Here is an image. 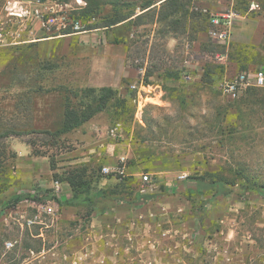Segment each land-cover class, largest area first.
Instances as JSON below:
<instances>
[{
	"label": "rangeland",
	"instance_id": "obj_1",
	"mask_svg": "<svg viewBox=\"0 0 264 264\" xmlns=\"http://www.w3.org/2000/svg\"><path fill=\"white\" fill-rule=\"evenodd\" d=\"M8 1L0 0V22L19 43L0 46V135H23L0 138V264H264V88H242L235 99L223 90L242 72L264 71V36L256 45L212 40L207 11L220 0L152 11L155 0H44L65 16L50 29L33 18L11 23ZM255 1L261 8L236 21L264 18V0ZM121 17L134 19L102 27ZM198 31L207 33L201 45ZM141 83L158 94L148 102L175 97L180 105L169 106L182 111L144 105ZM103 86L117 101L55 136L68 108L82 111L81 91ZM96 138L103 153L71 163V152ZM109 143L121 154L132 145L135 171L124 183L102 172ZM93 168L103 177L91 194L106 193L96 205L112 211L88 214L84 204L64 218L58 207L44 210L56 203L52 181ZM143 174L152 178L145 192ZM19 194L30 199L12 207Z\"/></svg>",
	"mask_w": 264,
	"mask_h": 264
},
{
	"label": "built area",
	"instance_id": "obj_2",
	"mask_svg": "<svg viewBox=\"0 0 264 264\" xmlns=\"http://www.w3.org/2000/svg\"><path fill=\"white\" fill-rule=\"evenodd\" d=\"M223 2L221 4V11L218 12H210L209 14V36L212 40L225 44L228 46V43L231 41L232 37V29L234 22L237 19H240L241 14L238 13L235 9V0H221ZM14 3V5H13ZM20 4L21 2L18 1H8L7 3V11L8 16L11 18V23L14 19V17L21 18V20H29L33 18L35 21H38L40 25H42L43 28L50 29L52 26L56 24L58 20L65 19V16H61L58 14V11H56L53 7L45 6L44 0H29L27 3L29 5H32L34 3V8H26L24 9L23 6L21 8L14 7L15 4ZM223 8V9H222ZM261 7L258 3L252 2L249 6L248 13H253L259 10ZM63 26H66L65 24H62ZM72 28L75 32L80 33L82 31V26L79 21L72 22L71 24ZM16 36V37H13ZM15 38V39H14ZM14 39V42L9 41ZM17 34H13V31L9 28H6V26L0 22V46L4 45H13L18 44L19 40H17ZM224 55L220 56L218 55L219 60H224ZM227 57V56H226ZM186 79H189L187 76ZM258 87V88H264V71H255L252 69H249L246 72H242L235 78L234 80L226 81L223 90L224 93L227 94L229 97L235 99L238 97L239 93L241 92L242 88L247 87ZM140 106V104H139ZM142 109L139 107L137 112V117H142ZM118 129L115 128L114 130H111V133L114 135L115 132H117ZM123 161V160H122ZM102 172L107 175L108 177L117 180L119 175L121 173L119 170L112 169L110 167H103ZM141 181L143 184L147 186V188L143 189L142 191L145 192L147 189L150 188L152 184V178L148 174H143L141 176ZM44 210L48 212L49 214L55 215L56 209L52 205H46L44 207ZM29 224H33V221H28ZM7 248L13 247L12 242H8L6 244Z\"/></svg>",
	"mask_w": 264,
	"mask_h": 264
},
{
	"label": "trees",
	"instance_id": "obj_3",
	"mask_svg": "<svg viewBox=\"0 0 264 264\" xmlns=\"http://www.w3.org/2000/svg\"><path fill=\"white\" fill-rule=\"evenodd\" d=\"M242 1V0H241ZM244 8L240 9L238 7V4H240V0H235V9L238 13L246 14L248 13L249 6L252 2H256L255 0H245ZM171 2L174 4L176 3V0H171ZM258 2V1H257ZM259 4V2H258ZM260 5V4H259ZM131 17H125L120 18L119 20H114L109 23V25H105L102 27H111L115 24L121 23ZM250 66V65H249ZM249 66H242L241 71H245L248 69ZM245 69V70H244ZM151 74H149L150 76ZM82 96L80 107H82V111H78L72 108H68V110L65 113L63 126L60 130H58L56 133H54L55 136H59L61 134L70 132L76 128H79L81 125H83L85 122L89 121L94 115H96L99 112L104 111L108 104L111 101H117L118 97V91L115 88L103 86L100 88H87L81 91ZM78 96V95H77ZM46 133V132H45ZM48 133V131H47ZM23 133H16V132H6L2 135H0V138H5L8 136H21ZM101 169L100 171L95 168L91 169L90 172H88V169L84 170H75L73 172H69L67 176L63 179H58L57 181L67 182L71 189H72V197L60 200L59 198L52 197L54 201L60 206H71V207H78L80 205L87 204L89 207H91L90 212L88 214H92L95 211H98L99 213L105 214L110 211H112L110 208H107L106 206H97L96 203L98 202L99 198L106 199L107 194L104 192H98L94 195L91 194V190L94 183H97L101 177ZM57 178V176H55ZM122 179V183L125 182V178ZM30 199L29 194H19L14 196L10 204L12 207L17 206L22 201H27Z\"/></svg>",
	"mask_w": 264,
	"mask_h": 264
},
{
	"label": "crops",
	"instance_id": "obj_4",
	"mask_svg": "<svg viewBox=\"0 0 264 264\" xmlns=\"http://www.w3.org/2000/svg\"><path fill=\"white\" fill-rule=\"evenodd\" d=\"M171 0H155V2L152 3V5L147 8L145 11H152L153 9H157L159 10L160 8H162L163 6H165L167 3H169ZM221 1V0H220ZM218 3V2H217ZM214 5L211 8V3H206V6L212 9L207 11L208 12V20H209V14L210 12H218L221 11V5L217 4ZM204 9H207L204 7ZM209 9V8H208ZM144 11V12H145ZM140 14L135 15V18L137 16H139ZM248 16V15H247ZM246 19V17L241 16L240 19ZM131 19H134V17ZM130 18L128 20H131ZM127 20L123 21L126 22ZM122 25V23H121ZM197 43L199 45H201V43L203 41H205L206 37H207V33L206 32H202V31H198L197 33ZM264 36V18L262 17H258V18H250L249 24L246 23H240L238 21L234 22L233 25V33H232V37L231 40L235 41L237 43H250L252 45H256L258 44ZM155 86H144L142 83L140 84L139 87V95H140V101L142 100L144 102V105L150 103L156 107H162L165 109H171L173 111H176V113H180L182 111V106L178 107V106H169V102H173L175 103V105H180L179 100L176 99L175 97L169 98V97H164V99H159L160 104H156L155 101H150L148 102V100H155L157 98V93L156 94H146L145 92H142V89L147 90L148 88H153ZM113 88V87H112ZM138 99V102H140ZM111 135H113L111 133ZM96 143L92 144L91 146H85L81 149H77L75 151L71 152L70 155V159H71V163L77 164V163H87L89 160L88 157L89 155H91V153H97L99 155H101L104 151V148H102L104 146L102 138H96ZM101 145V146H99ZM118 144L116 143H109L108 145V154L105 156V162H104V166L110 167L112 169L115 170H119V172L121 173V177L120 178H124L125 173L128 171H135V167L131 168V165L128 164V157L131 154V147L132 145L129 144L127 145L129 147V149L125 152V153H118L121 152L122 148H117ZM100 147V148H98ZM123 160V161H122ZM138 174H133V176H136ZM140 175V174H139ZM102 182H99V184H101ZM50 189H52L56 195L57 198H59L60 200H65L68 198L72 197V189L70 187V185L67 182H62V181H52V183H50ZM103 198H99L98 201H101ZM97 204V203H96ZM54 208L58 207L59 211L62 214V217L64 218H71V217H75L77 216V212L80 208V206L78 207H71V206H64V207H60L57 203L53 204ZM96 213L98 211H95ZM94 212V213H95ZM107 214V213H105Z\"/></svg>",
	"mask_w": 264,
	"mask_h": 264
}]
</instances>
